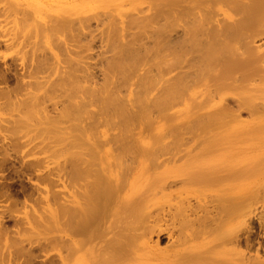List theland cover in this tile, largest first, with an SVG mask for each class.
<instances>
[{"label":"bare ground","instance_id":"1","mask_svg":"<svg viewBox=\"0 0 264 264\" xmlns=\"http://www.w3.org/2000/svg\"><path fill=\"white\" fill-rule=\"evenodd\" d=\"M144 2L85 18L102 24L97 50L29 52L20 71L3 60L0 99L25 97L0 134L14 226L0 221V264H147L164 232L161 264H240L237 218L257 193L234 150L260 141L237 112L258 108L243 84L264 52L245 39L264 32V0Z\"/></svg>","mask_w":264,"mask_h":264},{"label":"rangeland","instance_id":"2","mask_svg":"<svg viewBox=\"0 0 264 264\" xmlns=\"http://www.w3.org/2000/svg\"><path fill=\"white\" fill-rule=\"evenodd\" d=\"M144 1L145 0H0V66H3V60L7 59L10 63L14 60L13 68L16 71L22 70L21 68L24 66L30 67L34 61L29 55V52H63L65 54V52H92L97 50L99 49V41L96 39L93 42L92 36L94 33L98 32L102 24L95 23L96 21L94 18H85L91 16H96L100 19H110L115 16V18H117V16L123 15V12H126V9L131 5L130 3H137L138 6H144L146 3ZM181 3H184V6L187 5L188 2L182 1ZM182 4L181 7L183 8ZM198 11L200 10L198 9ZM213 13L215 12H212V15ZM213 16V18H215L213 20L215 21L220 15L217 16L214 14ZM66 19L71 20V22L65 23L64 21ZM213 20L211 21L212 25L214 24L212 23L214 22ZM211 24L209 25L211 26ZM181 27L176 26L177 32L173 33L179 36L182 35ZM88 28L90 30L94 29L95 31L91 33ZM262 31L263 27H260L256 31V35L253 34V36L245 39L247 44L249 43L250 49H252L251 46L258 49L256 46L258 45L259 47V44H261L260 47L262 49L259 48V50H261L260 52H264V32ZM91 45L94 46L92 50L90 48ZM256 49H252L253 51L248 50L256 53L254 56H258L259 51ZM242 55L246 56L244 53ZM59 56L61 58L64 57L61 53ZM254 56L252 55V57ZM238 57L240 60H245L241 58L242 56ZM263 57L264 53L263 56L261 55L259 58L261 59ZM257 61L252 62L250 60L247 63L249 66L246 65L245 71L248 69V71L251 72L253 80L245 82L243 87L247 90V94L250 93L248 95L249 97L251 94L253 95V97L251 95L252 102L254 101V96H256L254 103H256L258 108L255 106L257 109L254 108L256 110L253 109L254 112L252 114L246 108L240 109L239 112L236 111L238 113L237 119L248 126L250 131V136L248 137L251 138L252 136L254 141L256 137V139H259L256 141H260L257 146H249V144H247V147H245L242 144L246 145L244 141H249L246 136L247 140L242 141L244 142L241 143L242 146L239 144L240 142L237 141L236 144L240 145L238 146V151L235 149L236 147L233 148V150L235 149L234 158L242 155H249L248 157L250 160L246 161V159H244L241 166L245 163L244 166H247L246 168L248 171H253H251V173L244 170V174L247 172L245 174L246 176L250 174L249 177L254 178L255 181L252 179L247 181L251 180L252 189L255 194L257 193L255 197L252 195L251 199H245V203H243L245 205L241 206V211L237 218L236 231L239 238L238 247L242 255V259L239 262L240 264H264V162L262 161L263 164L257 162L264 159V116H262L263 118L261 117L262 114L264 115V63ZM4 85L5 83L0 81V86ZM8 85L9 88H12L14 84L11 82L8 83ZM22 93L23 91L17 93L14 95L15 97L12 95L6 101L5 99H0V134H8L7 130L12 124L10 119L18 118L20 114L18 108L20 107L17 102L25 97ZM228 103L233 110L237 108L232 99ZM243 139L244 137L242 140ZM239 141H241V138ZM236 144L234 146H237ZM258 156L263 158L261 159L259 157L260 159H257ZM254 157H256L255 161ZM258 164H262V166L260 165L262 168L260 169L261 171L259 170L260 166L258 168ZM256 167L257 170L255 169ZM258 170L260 174H258L259 172L257 173L258 175L254 174V171L257 172ZM22 179L25 182L27 181L26 177H22ZM244 180L245 178L242 181ZM242 181L240 180L239 183ZM252 181H254L253 184ZM228 182L232 183L233 179H230ZM244 183L246 184V182ZM255 185L258 187V189L255 188L258 192L253 188L256 187ZM254 192L252 191V194ZM0 221L1 226H4L7 230L14 229L11 218L0 215ZM153 239L155 240V237H153ZM168 243L167 234L164 232L158 239L156 245L153 246L154 250L152 254L154 255L147 260V264H161L162 259L159 258V252L168 251ZM36 255V258L31 261L32 264H40L42 259L41 254L39 255V253L36 252Z\"/></svg>","mask_w":264,"mask_h":264}]
</instances>
